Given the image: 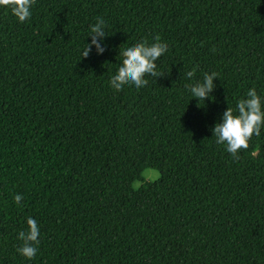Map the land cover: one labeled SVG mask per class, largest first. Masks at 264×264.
Segmentation results:
<instances>
[{
    "label": "trees",
    "instance_id": "16d2710c",
    "mask_svg": "<svg viewBox=\"0 0 264 264\" xmlns=\"http://www.w3.org/2000/svg\"><path fill=\"white\" fill-rule=\"evenodd\" d=\"M11 2L0 264H264V127L235 156L212 138L249 88L264 95V0H33L24 22ZM97 18L105 51L83 57ZM157 38L160 76L113 89L119 52ZM211 72L214 99L198 102L188 89ZM28 216L40 226L30 260L16 251Z\"/></svg>",
    "mask_w": 264,
    "mask_h": 264
},
{
    "label": "clouds",
    "instance_id": "9594fccd",
    "mask_svg": "<svg viewBox=\"0 0 264 264\" xmlns=\"http://www.w3.org/2000/svg\"><path fill=\"white\" fill-rule=\"evenodd\" d=\"M33 0H12L10 7L13 15L19 22H24L31 17V6ZM9 0H0V5H8ZM105 21L97 18L90 25V42L86 43L82 56L87 57L94 49L97 55L105 51ZM168 44L157 38L152 43L141 41L123 49L119 55L123 56L117 71L110 77V86L121 90L126 85H134L141 88L147 84L146 75L159 77L157 73V60L167 52ZM192 78L191 71L186 73ZM218 78L217 73H204L201 80L196 81L189 87V92L197 101L213 100L212 93L216 88L214 80ZM264 127V95L258 94L255 87H251L245 96L238 99L235 108L227 107L218 122L212 128V138L215 143L223 145L225 150L235 156L241 149L248 147V142L253 135H259ZM14 203L20 204L22 195L16 194ZM26 230L18 233V239L22 241L16 251L19 255L32 259L38 251L40 226L37 220L28 216L25 220Z\"/></svg>",
    "mask_w": 264,
    "mask_h": 264
},
{
    "label": "rangeland",
    "instance_id": "374dc122",
    "mask_svg": "<svg viewBox=\"0 0 264 264\" xmlns=\"http://www.w3.org/2000/svg\"><path fill=\"white\" fill-rule=\"evenodd\" d=\"M143 178L146 180V181H149V182H151V181H155L156 179H157V177H158V172L157 171H154V170H152V169H145L144 171H143ZM140 182H135L134 184H133V186L136 188V187H138L140 184H139Z\"/></svg>",
    "mask_w": 264,
    "mask_h": 264
}]
</instances>
